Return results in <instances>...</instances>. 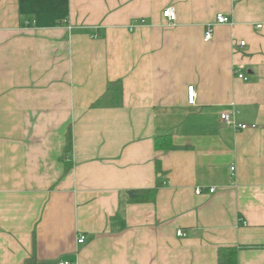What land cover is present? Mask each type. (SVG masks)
<instances>
[{
	"label": "crops",
	"instance_id": "crops-1",
	"mask_svg": "<svg viewBox=\"0 0 264 264\" xmlns=\"http://www.w3.org/2000/svg\"><path fill=\"white\" fill-rule=\"evenodd\" d=\"M221 247L264 264V0H0V264Z\"/></svg>",
	"mask_w": 264,
	"mask_h": 264
},
{
	"label": "built area",
	"instance_id": "built-area-1",
	"mask_svg": "<svg viewBox=\"0 0 264 264\" xmlns=\"http://www.w3.org/2000/svg\"><path fill=\"white\" fill-rule=\"evenodd\" d=\"M162 17L166 20L167 24L169 25H173L175 23V20H176V13H175V10L173 7H166L165 9L162 10ZM229 22V19L222 15V14H217L216 17H215V24H226ZM256 27H259V25H257ZM212 33H213V26H207L204 30V33H203V39L204 41H209L211 40L212 38ZM244 45V42L241 41L239 42V46H243ZM237 77L239 79H244L245 80V77L242 75V74H238ZM186 94H187V103L188 104H194V101H195V94L193 92V87L190 86V87H187L186 89ZM220 118L221 120L224 122L225 125L227 126H233L237 129H245V125H237L233 122V120L230 118V115L229 113L227 112H224L220 115ZM231 170H233V168H231ZM208 192L209 193H213L214 192V188H210L208 189ZM195 193L196 194H200L201 193V190L200 189H196L195 190ZM176 235L177 236H183L184 233L181 231V230H178L176 231ZM76 242L78 244H83L84 243V236L80 235L78 236V238L76 239ZM59 264H70V262L68 261H63V262H60Z\"/></svg>",
	"mask_w": 264,
	"mask_h": 264
},
{
	"label": "trees",
	"instance_id": "trees-1",
	"mask_svg": "<svg viewBox=\"0 0 264 264\" xmlns=\"http://www.w3.org/2000/svg\"><path fill=\"white\" fill-rule=\"evenodd\" d=\"M66 143L68 146L71 144V131L68 127L66 132ZM160 146V147H159ZM155 147L156 149H161L163 151L176 149L174 145H172L167 136L158 137L155 139ZM70 163L64 162L65 170L69 169ZM158 169V168H157ZM160 173V171H158ZM144 193L143 191H140ZM153 191H148L149 194L148 199L153 195ZM147 199V198H146ZM23 264H35V260L33 257L26 259ZM217 264H237V252L233 247H221L217 250Z\"/></svg>",
	"mask_w": 264,
	"mask_h": 264
}]
</instances>
